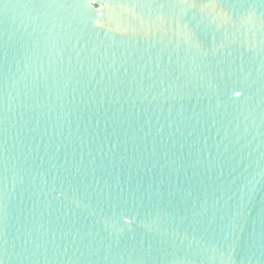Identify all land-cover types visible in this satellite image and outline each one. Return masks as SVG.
<instances>
[{
  "label": "water",
  "instance_id": "water-1",
  "mask_svg": "<svg viewBox=\"0 0 264 264\" xmlns=\"http://www.w3.org/2000/svg\"><path fill=\"white\" fill-rule=\"evenodd\" d=\"M0 264H264V0H0Z\"/></svg>",
  "mask_w": 264,
  "mask_h": 264
}]
</instances>
